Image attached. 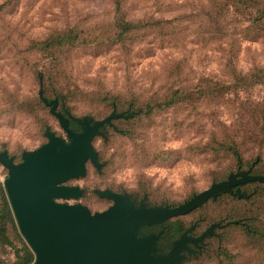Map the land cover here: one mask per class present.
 I'll use <instances>...</instances> for the list:
<instances>
[{
  "label": "rangeland",
  "instance_id": "obj_1",
  "mask_svg": "<svg viewBox=\"0 0 264 264\" xmlns=\"http://www.w3.org/2000/svg\"><path fill=\"white\" fill-rule=\"evenodd\" d=\"M263 5L264 0H0V152L21 161L23 151L47 141V128L69 143L51 106L39 97L42 90L48 101L57 100L56 112L90 125L113 111L123 113L92 138L98 166L88 161L84 176L64 183L78 186L82 196L60 202L103 211L112 200L93 190L109 189L135 206H177L230 173L264 175ZM117 17L148 26L120 36ZM68 30L80 39L39 45ZM173 93L171 105L158 108ZM68 120L74 132L81 131ZM229 146L239 150V159ZM6 174L0 164L2 187ZM239 188L243 197L224 194L171 220L190 229L186 236L192 240L220 225L197 241L200 247L187 242L174 264H264V238L252 239L230 221L256 215L264 226V185ZM14 260L10 247L0 249V264Z\"/></svg>",
  "mask_w": 264,
  "mask_h": 264
},
{
  "label": "water",
  "instance_id": "obj_2",
  "mask_svg": "<svg viewBox=\"0 0 264 264\" xmlns=\"http://www.w3.org/2000/svg\"><path fill=\"white\" fill-rule=\"evenodd\" d=\"M41 100L51 106L69 143L48 128L47 141L34 150L22 152L21 161L15 163L5 151L0 152V164L7 174L3 186L9 199L19 231L33 251L31 264H174L182 260L180 251L187 249V242H194L210 235L212 224L198 238L186 236L185 230L165 255L155 254L157 235L138 237V231L146 226L164 223L170 218L188 214L209 199L221 193L243 197L239 185L248 182H263V174L249 171L230 173L225 180L212 183L177 206H147L140 201L135 206L125 194L109 189H94L100 197L112 200L103 211L90 212L80 203L58 200L78 199L83 190L78 186L64 184L66 181L85 175L86 163L98 166L92 147V138L100 133L99 128L111 119L123 116L113 111L91 125L89 120L69 118L80 125L81 131L69 127L68 117L55 111L57 100L48 101L38 93ZM234 188V190H233Z\"/></svg>",
  "mask_w": 264,
  "mask_h": 264
},
{
  "label": "trees",
  "instance_id": "obj_3",
  "mask_svg": "<svg viewBox=\"0 0 264 264\" xmlns=\"http://www.w3.org/2000/svg\"><path fill=\"white\" fill-rule=\"evenodd\" d=\"M248 1L256 2L257 0H248ZM117 3H119V1ZM259 18L264 19V5L259 11ZM147 26H148L147 23L145 24H142L141 22L133 23L131 21L125 20L120 17H117L114 22V27L116 29V32H118L120 36L127 34L129 32L139 31ZM78 39H80L79 36L77 34H74L73 30H68L63 34H58L44 41H41L39 45L43 48H46L52 45L71 44ZM56 95L59 94L57 93ZM173 96L174 93L168 100L158 103L157 104L158 108L161 109L163 107H167L171 105V103L174 101ZM71 126H74V124H71ZM228 150L232 152L234 157H236L237 159L240 158V152L235 146H231V147L229 146ZM256 183L264 185L263 182H256ZM242 185L243 184L239 185V187H241ZM224 194H232V193H221L219 197L223 196ZM0 200H1L0 201V249H3L5 246H7L14 251L15 260L13 264H30L34 259L33 252L31 251L27 243L23 240L22 236L17 232L15 218L13 216L11 206L9 204L4 187H2L1 185H0ZM252 218L253 217L251 216H243L242 218H232L230 221L235 222L233 223L235 225H242L244 232L250 238L252 239H260V237L264 238V226L259 225L258 216L254 215V220ZM183 229H184L183 225L180 221L174 220L171 222L170 220L169 232L167 238L169 240H172L173 238L178 236V234H180ZM10 230L15 232L14 237L11 236Z\"/></svg>",
  "mask_w": 264,
  "mask_h": 264
},
{
  "label": "flooded vegetation",
  "instance_id": "obj_4",
  "mask_svg": "<svg viewBox=\"0 0 264 264\" xmlns=\"http://www.w3.org/2000/svg\"><path fill=\"white\" fill-rule=\"evenodd\" d=\"M177 217H179V216H177ZM177 217H173V218H177ZM173 218H170V219H168L167 221H165L164 223H161V224L143 227V228H141L138 231L137 236L138 237H145V236H148V235H151V234L158 235V238L155 241V247L157 249L156 253L160 254V255H165L172 248L173 242L176 239H178L180 234L183 233L184 230L186 229L185 228L178 236H176L172 240H169L167 238V235H168V232H169V222ZM180 252L182 253L184 251L182 250Z\"/></svg>",
  "mask_w": 264,
  "mask_h": 264
}]
</instances>
